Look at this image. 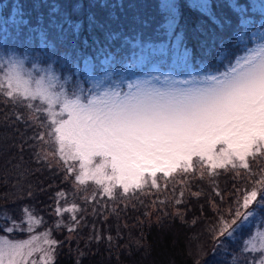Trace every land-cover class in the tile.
Instances as JSON below:
<instances>
[{
	"label": "snow or ice",
	"instance_id": "6c2138e0",
	"mask_svg": "<svg viewBox=\"0 0 264 264\" xmlns=\"http://www.w3.org/2000/svg\"><path fill=\"white\" fill-rule=\"evenodd\" d=\"M31 4L25 8L18 0L0 26V94L27 101L29 108L35 100L45 105L36 111L46 113L47 122L39 127L49 130L31 139L59 146L66 179L71 176L80 185L86 178L100 185L107 179L112 184L103 191L113 195L116 182L125 194L130 188L142 189L148 183L146 175L151 177L150 186L158 187V172L165 177L174 172L186 176L195 172L198 164L203 179L205 169L212 178L220 174L217 169L240 168L248 172L252 187L234 206L226 211L217 209L210 229L212 255L225 246V241L250 229L257 219L264 225V167L257 178L249 162V158L253 162L264 160V2L160 0L161 20L147 38L135 31L130 38L122 28L112 27L113 13L101 20L92 11L86 16L88 35L81 38L84 21L72 19L81 15V3L31 0ZM91 4L95 6L96 0ZM184 9L197 18L196 23L191 29L185 23L177 33ZM189 30L193 47L202 57L226 53L219 66L201 63L198 71L193 69ZM257 33L260 42L253 43ZM33 44L36 50L67 47L65 57L73 65L71 74L64 77L47 71L33 75L26 70L21 56ZM109 65L114 66L113 71L108 70ZM147 65L154 72L162 66L169 72H146L148 78L128 83L127 91L113 80L116 69L131 71ZM214 66L215 71L211 70ZM177 69L183 72L179 78L172 75ZM94 71L100 74L93 75ZM77 76H86L85 83L91 81L93 87L85 91L74 82ZM153 81H162L164 87H156ZM55 155L37 153V158L49 162ZM70 160L80 161L78 172ZM183 194L181 191L180 196ZM175 202L181 204L182 200ZM75 208L72 205L65 210ZM16 230L15 221L4 229L6 233ZM259 235L264 240V232ZM252 238L251 234L247 237ZM26 243L0 238V264H5L6 254L11 261L15 248ZM260 251L264 254V248ZM203 255L201 249L195 264H201Z\"/></svg>",
	"mask_w": 264,
	"mask_h": 264
},
{
	"label": "trees",
	"instance_id": "16d2710c",
	"mask_svg": "<svg viewBox=\"0 0 264 264\" xmlns=\"http://www.w3.org/2000/svg\"><path fill=\"white\" fill-rule=\"evenodd\" d=\"M17 2L0 0V26ZM20 2L24 3L25 8L32 7L31 0ZM73 2L83 5L81 15L72 17L75 21H84L81 38L88 35L86 16L89 11L96 13L101 20L113 13L115 20L111 22L112 27L122 28L130 38L133 31L142 33L145 38L152 36L161 20L160 0H96L95 6H92L91 0ZM196 19L184 9L177 33L185 23L191 29ZM187 39L188 46L193 48V68L199 67L202 61H207L210 66H219V59L226 53L217 52L210 57H202L200 51L193 47L190 30ZM36 49L37 45L33 44L23 54L27 64L32 65L37 60L42 67L51 64L59 76L71 74L73 65L65 57L69 51L67 47ZM215 66L212 70H216ZM106 67L113 71L114 66ZM141 72L135 67L122 72L116 69L113 80L119 81ZM77 79L84 83L87 77L77 76L74 82ZM31 103L33 107L29 108L27 101L13 100L0 94V232L2 225L7 226L15 221L22 230L32 225L57 242L52 245L53 257L50 260L33 264H195L201 249L205 253L200 257L201 264H253L261 255L260 250L241 251L245 244L243 234L225 241V246L215 256L212 255L214 241L210 229L217 209L226 211L234 206L237 199H242L243 193L251 190V178L246 170L217 169L220 174L209 178L205 169V176L201 179L197 164V170L186 176L174 172L165 177L158 172L156 188L150 186L151 177L146 175L148 183L143 184L142 189L130 188L129 193L125 194L116 183L113 195H108L103 187L112 183L104 181L100 185L86 179L85 184L80 185L71 176L66 179L59 146L54 142L41 143L31 139L49 130L39 127L41 122H47L46 113L36 111V108L45 105L39 100ZM17 116L21 118L17 119ZM47 150L55 153V158H50L49 162L37 158V153ZM194 159L197 160L196 157ZM249 162L258 178L264 160L253 162L249 158ZM69 163L79 171V160H70ZM181 191L183 197L180 196ZM217 191L221 193L220 196L216 195ZM195 192L200 195H192ZM177 199H181L182 203L176 204ZM72 205H76V208L65 210L71 209ZM153 207V218L156 217V220H152L150 215ZM258 225L262 224L257 219L244 232H251ZM69 228H74V231H69ZM20 234L23 235L22 232Z\"/></svg>",
	"mask_w": 264,
	"mask_h": 264
},
{
	"label": "rangeland",
	"instance_id": "374dc122",
	"mask_svg": "<svg viewBox=\"0 0 264 264\" xmlns=\"http://www.w3.org/2000/svg\"><path fill=\"white\" fill-rule=\"evenodd\" d=\"M257 2H264V0H257ZM1 20H2V18L0 15V22H1ZM253 31H255V29ZM259 42H260L259 34L257 33V39L255 41H253V43H259ZM21 58L24 59L25 69L31 71L33 75H43L47 71H53L59 76V74L54 70V68L51 64H48L47 67H42L38 63V61L35 60L32 63V65H29L26 63L25 56H21ZM201 63H207L208 64L207 61H202ZM135 69L136 70L141 69L142 72L140 74H132L128 77H124L121 80L119 79V81H116L117 83H120V86L124 91L128 90V88H127L128 83L136 82L138 80L147 79L148 77L145 76L146 72L150 73L151 75H157V74L166 75L169 72V69L167 67H164V66L160 67L158 72L152 71L151 66H149V65L144 66L143 68L135 67ZM193 69L198 71L199 67H196ZM177 70H180V69H177ZM213 71H215V70H213ZM0 75H2V73H0ZM93 75H99V74L93 73ZM172 75L177 76L179 78V76L183 75V72L182 71L181 72L174 71V72H172ZM76 82H78L80 84V86L85 91H87L88 89L93 87V84L91 81H88V82H90V84L85 83V81L83 83L80 79H77ZM153 84L156 87H164L162 81L161 82L153 81ZM44 153H51V152L49 150H47V152H44ZM97 159H99V158H97ZM193 159H194V157H193ZM86 179H90V178H86ZM104 181L108 182L110 184L112 183L111 181H109L107 179H105ZM116 183L119 185V182H116ZM154 213H155V210L153 207L151 212H150L152 220H156V217L153 218ZM138 221L141 222L142 220L138 219ZM8 226H10V225H7V226L2 225V231L0 232V238L6 237L8 241H12V242L28 241V243L18 245L15 248V255L11 258V261L9 260V256L6 254L5 255V264H27V263L33 264L35 262H45L47 260H50L53 257L52 245L45 243V241H52V240L50 239V237L48 235H44V234H46L45 232H40L39 230L34 229V227L32 225H28V227L26 226L25 228H23L26 230H22L21 226L16 225V227H17L16 231H18L17 233H15V232L6 233L4 231V229ZM21 232L23 233V235L20 234ZM260 232H264V225L254 226L251 229V232H244L243 233V235H244L243 241L245 242L244 248L246 247V249H250V250H260V249L264 248V240H262L260 238V235H259ZM250 234L252 235L253 238L247 239V237ZM33 236H39V239H30ZM261 260H264V254L260 255L254 264H260Z\"/></svg>",
	"mask_w": 264,
	"mask_h": 264
}]
</instances>
